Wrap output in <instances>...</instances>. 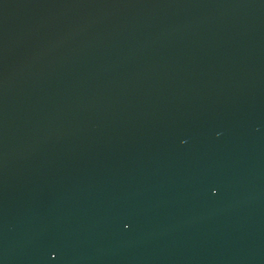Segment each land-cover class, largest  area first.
I'll return each mask as SVG.
<instances>
[{
	"label": "water",
	"instance_id": "obj_1",
	"mask_svg": "<svg viewBox=\"0 0 264 264\" xmlns=\"http://www.w3.org/2000/svg\"><path fill=\"white\" fill-rule=\"evenodd\" d=\"M0 264H264V0H0Z\"/></svg>",
	"mask_w": 264,
	"mask_h": 264
}]
</instances>
